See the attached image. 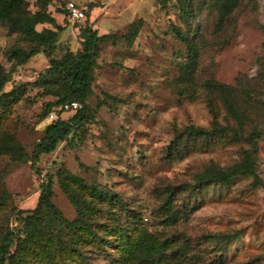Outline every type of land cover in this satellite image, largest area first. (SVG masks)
Here are the masks:
<instances>
[{
	"label": "rangeland",
	"instance_id": "374dc122",
	"mask_svg": "<svg viewBox=\"0 0 264 264\" xmlns=\"http://www.w3.org/2000/svg\"><path fill=\"white\" fill-rule=\"evenodd\" d=\"M27 1L33 16L40 7L37 0ZM63 1L79 4L85 18L77 20L62 13L59 2L48 6L64 26L55 57L82 49L80 27L94 25L100 34L113 33L115 37L100 44L94 92L88 100L93 118L84 124L85 130L71 134L54 152L41 155L40 173L30 160L0 156V199L5 198L0 209V236L8 224L22 227L29 212L14 214L9 221L6 217L13 207L34 209L40 185L49 177L54 203L67 219L77 216L60 187L59 171L64 169L73 176L71 185L82 190L85 198L90 199L96 187L107 194L105 201L96 200L93 215L104 223L99 228L102 241L81 232L88 239L83 245L94 253L89 261L77 252L61 253L54 245L39 249L30 243L14 250L6 264H216L214 245L202 241L219 233L239 234L226 246L224 264H264V187L253 186L252 178L208 187L193 198L180 192L174 206L182 209L186 200L195 208L189 210L188 218L177 222L166 217L162 208V193L168 188L179 191L211 162L221 166L235 163L247 147L219 142L182 157L165 158L177 132L191 124L209 127L213 120L202 89L188 97L176 81L186 45L175 28L190 30L200 45L197 81L213 77L242 88L254 125L264 129V0H242L222 30L218 15L206 0H194L195 12L188 20L177 0H170L166 8L159 0ZM67 4L64 8L68 11ZM139 18H144V24L131 44L126 35L131 22ZM36 27L40 31L57 29L44 21ZM15 45L29 48L31 43L0 21V64L9 77L0 93V140L19 144L30 156L51 121L68 119L77 110L62 111L58 106L45 119L40 118L46 104L55 99L42 95L35 84L50 56L39 53L19 66L8 58ZM218 111L223 121L224 108L219 105ZM257 144L258 172L264 180V131ZM183 240L191 243L189 259L178 262L175 257Z\"/></svg>",
	"mask_w": 264,
	"mask_h": 264
},
{
	"label": "trees",
	"instance_id": "16d2710c",
	"mask_svg": "<svg viewBox=\"0 0 264 264\" xmlns=\"http://www.w3.org/2000/svg\"><path fill=\"white\" fill-rule=\"evenodd\" d=\"M170 0H159L163 8H166ZM182 15L187 20L194 14V0H177ZM62 3V13L67 16L70 13L65 9L67 4L63 0H37L40 10L33 16L29 11L30 4L27 0H0V21L8 25L12 32L20 33L23 38L31 43L29 48L21 45L13 46L8 52V58L16 61L17 65L28 64L29 60L39 53L50 56L49 65L42 71L35 84L41 88L42 95L55 97L46 104L40 118L45 119L55 107L61 106L68 101H78L82 104L76 113L68 119L57 118L45 128L44 136L35 144L30 156L25 153L17 143H9L0 140V156L10 154L17 160H30L32 167L40 173L38 163L41 155L54 152L58 145L76 131H84V124L93 118L89 98L93 94V82L95 80V69L98 65L97 57L100 44L108 38L115 37L113 33L100 34L94 25H86L79 28L82 49L79 51L67 50L62 57H55L60 32L64 26L60 25L56 18L47 10L50 4ZM211 11L218 15V27L223 29L230 15L241 5L242 0H206ZM65 7V8H64ZM49 22L57 29L45 28L38 30L39 22ZM144 24V18L131 22L126 39L133 43ZM264 29V25L262 27ZM178 38L186 45L185 60L179 64V76L176 81L181 86L182 94L193 97L199 88L205 93L207 105L213 115L209 127L187 125L176 133L171 144L168 146L165 158L174 159L189 154L199 147H209L219 142L244 143L247 147L242 148L240 160L229 166H221L211 162L194 176V180L185 184L179 191L168 188L162 193L164 197L163 213L172 222H177L182 217H187L189 202L183 201V208L174 205L183 192L186 198L197 197L208 187L216 185H228L240 177L252 178V185L264 187V180L258 172L257 139L263 134L264 129L254 125L251 115L250 104L246 102L247 93L242 88L233 84L221 82L213 77L197 81V72L200 62V45L196 43L195 36L190 30L182 31L175 28ZM53 56V57H52ZM15 69H12L14 72ZM9 77L3 71L0 64V93L2 94ZM14 93V92H11ZM250 94V92L248 91ZM8 95H5L7 97ZM254 99V98H253ZM4 103V102H3ZM224 108L223 121L219 120L218 106ZM62 110V109H60ZM63 111V110H62ZM72 174L61 169L59 171L60 187L67 195L70 202L77 210V216L73 220L67 219L60 208L54 203L53 182L49 177L44 179L40 185V196L37 206L31 210L13 207L6 220H10L14 214L29 212L23 218L22 227H11L6 225L0 236V264H6L12 256L13 251L22 245L30 244L39 249L54 245L59 252H77L80 257L89 261L93 252L87 250L84 242L86 237L81 232L87 231V237H92L96 242H101L102 237L99 228L103 226L96 216V200L105 201L107 194L95 188L90 199L84 197L79 188L71 185ZM78 183L81 181L74 179ZM4 199H0V209L4 205ZM3 207V206H2ZM188 218V217H187ZM72 231L69 232L68 229ZM239 234H209L202 242H211L213 249L217 251L218 260L216 264L225 263L226 246ZM26 241V242H25ZM180 250L175 257L178 262L189 259L191 243L182 241ZM70 249V250H69ZM56 250V253H58ZM155 257L156 255H152ZM158 261H161L159 259ZM142 264H147L146 262Z\"/></svg>",
	"mask_w": 264,
	"mask_h": 264
},
{
	"label": "built area",
	"instance_id": "2783aa9c",
	"mask_svg": "<svg viewBox=\"0 0 264 264\" xmlns=\"http://www.w3.org/2000/svg\"><path fill=\"white\" fill-rule=\"evenodd\" d=\"M67 9H68L70 15L74 19L82 20L85 18L84 10L81 9L79 4H77L76 2L70 1L67 4ZM81 107H82V104L78 101H68V102L64 103L63 105H61L60 109H62L63 111H76ZM51 118H54V113L51 114Z\"/></svg>",
	"mask_w": 264,
	"mask_h": 264
},
{
	"label": "crops",
	"instance_id": "0c3cea01",
	"mask_svg": "<svg viewBox=\"0 0 264 264\" xmlns=\"http://www.w3.org/2000/svg\"><path fill=\"white\" fill-rule=\"evenodd\" d=\"M104 2H105V1H104ZM92 20L94 21V20H95V18L93 17V18H92ZM97 26H99V25H97V24H96V27H97ZM97 28H98V27H97Z\"/></svg>",
	"mask_w": 264,
	"mask_h": 264
}]
</instances>
